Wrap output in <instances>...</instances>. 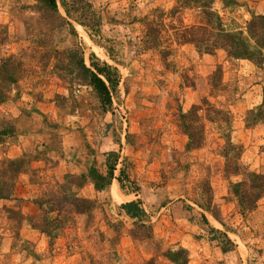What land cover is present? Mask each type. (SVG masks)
<instances>
[{
    "label": "rangeland",
    "instance_id": "374dc122",
    "mask_svg": "<svg viewBox=\"0 0 264 264\" xmlns=\"http://www.w3.org/2000/svg\"><path fill=\"white\" fill-rule=\"evenodd\" d=\"M86 1L98 20L81 25L70 19L74 34L36 9L35 0H0V63L7 60L18 76L9 89L0 87L8 95L0 103V130L13 129L5 140L1 136L0 150L19 134L33 141L31 150L10 157L25 159L31 169L16 178L8 198H0V264H174L163 253L180 246L187 250L186 264H264V193L251 212L241 214L229 182L245 176L224 170L226 160L237 157L241 169L264 175V121L244 123L245 112L263 100L264 69L230 59L222 49L207 54L178 45L168 32L156 48H145V18L156 9L169 11L174 0ZM237 3L214 0L212 6L227 25L242 29L252 13L264 15V0ZM59 11L65 16L61 5ZM179 14L185 23L196 20L195 10ZM74 48L87 65L93 59L118 68L107 110L65 68L64 51ZM203 97L230 112V126L205 121L203 144L186 149L179 112ZM225 133L235 149L226 147ZM112 149L120 154L113 180L123 168L124 189L113 181L96 191L87 181L78 193L95 200L90 214L74 215L52 240L32 227L44 191L93 160L105 172L102 152ZM133 192L141 197L150 231L120 213ZM223 234L234 244L225 252Z\"/></svg>",
    "mask_w": 264,
    "mask_h": 264
},
{
    "label": "trees",
    "instance_id": "16d2710c",
    "mask_svg": "<svg viewBox=\"0 0 264 264\" xmlns=\"http://www.w3.org/2000/svg\"><path fill=\"white\" fill-rule=\"evenodd\" d=\"M175 5L165 12L156 9L152 17L145 18L144 40L145 48H156L163 38V34L168 32L172 40L180 44H191L197 52L211 54L216 49H222L230 59H247L256 67L264 69V15L252 13L246 25V29L241 27H232L227 25L221 15L213 8L214 0H174ZM226 6H235L238 0H222ZM59 5L64 9L65 16L59 11ZM34 7L43 10L46 15L56 17L58 27H68L70 33L75 34V29L70 19L81 25H93L98 20L91 5L86 0H35ZM181 9L195 10L196 20L191 23H185L181 15ZM169 19L168 23L164 19ZM88 22V23H87ZM168 35V36H169ZM67 64L70 73L79 79L81 84L92 89L99 99L102 110L112 104V91L119 83L118 68L103 62H95L91 59L89 65L86 64L84 54L79 48L67 49ZM9 68L7 60H1L0 63V87L4 84L9 89L10 84L17 81ZM8 99L6 92L0 88V103ZM212 111V112H211ZM202 112V113H200ZM213 113V114H212ZM231 114L228 110L214 107L208 98L203 97L198 104H193L188 111L179 112V127L187 136L186 149H195L200 147L204 141L205 121L217 122L221 125L230 126ZM264 121V92L261 104L248 109L245 112L244 123L247 127L254 126ZM13 131L8 126L0 130V138H4L5 133ZM2 134V135H1ZM226 147L236 148L230 139V134H223ZM239 150L237 151V156ZM225 158L227 155H224ZM227 162L224 165L225 172L229 175L243 174L245 177L236 182H229V190L235 197L237 206L241 214L251 212L258 199L264 193V175L254 171L241 169L238 161ZM120 160V154L117 151H108L105 153V172L100 171L95 166L93 160L87 169L81 173H66L64 181L55 188H50L42 193V196L36 199L40 209L39 220L32 222L33 228L40 230L47 235L50 240L60 234V231L76 214H90L95 208V200L85 198L79 195L80 188L87 182H91L96 191L107 189L114 179V172ZM31 167L23 158H8L0 163V198H8L11 195L16 178ZM124 169H120V175L116 177L123 188ZM124 189V188H123ZM139 190V187L135 190ZM201 206V205H200ZM120 213L133 220L140 228L151 230V225L146 224L148 215L139 199L130 200L122 203ZM202 208H209L203 206ZM209 210V209H208ZM202 219L207 223L204 214ZM31 221L34 218L29 217ZM211 232H219L214 227ZM225 243L221 245L222 251H228L233 247V242L229 237L223 234ZM174 264H186L188 261L187 250L184 247L177 249H167L163 253Z\"/></svg>",
    "mask_w": 264,
    "mask_h": 264
},
{
    "label": "crops",
    "instance_id": "0c3cea01",
    "mask_svg": "<svg viewBox=\"0 0 264 264\" xmlns=\"http://www.w3.org/2000/svg\"><path fill=\"white\" fill-rule=\"evenodd\" d=\"M19 117H21L20 115H19ZM31 122L29 121L27 124V126H30V129H33L32 127V124H30ZM39 124V123H38ZM36 134H37V132H35ZM34 133V134H35ZM38 135V134H37ZM25 136H27V134H25V135H22V134H19V136H18V138L17 139H15V140H13L12 142H10V146L9 147H6V146H3L1 149L2 150H0V159L2 158V156H5V157H16V156H19L21 153H22V151L23 150H31L32 149V147L30 146L29 147V143L30 144H32V139H31V141L29 142V139L27 138V137H25ZM31 137V136H30ZM28 141V142H27ZM43 144H45V143H43ZM42 144V145H43ZM46 145V144H45ZM122 145H124V142H123V140H120L119 141V143H118V146H120L121 147V149L123 150V146ZM38 148V147H37ZM4 149H5V151H4ZM82 149V148H81ZM18 150H20L19 152H17ZM113 151H115L116 149H112ZM75 151V150H74ZM102 153H104L103 155H104V158H105V153H107V152H102ZM70 154H72V157H74V155H75V157L77 158V156H79V154L78 153H70ZM102 155V156H103ZM88 167H89V165H88ZM88 167L86 166L82 171H86L87 169H88ZM113 181H116L117 182V184L119 183V181L117 180V179H115V180H112V183H113ZM111 183V184H112ZM120 184V183H119ZM134 193H136V192H133L132 194H133V199H129L128 201H130V200H136V199H138V198H141L140 197V195L138 194V195H135ZM126 195H128V194H126ZM127 202V201H126ZM180 244H182V243H180Z\"/></svg>",
    "mask_w": 264,
    "mask_h": 264
}]
</instances>
